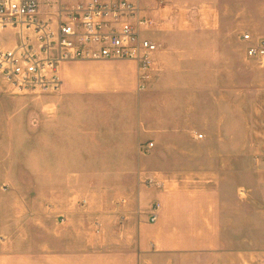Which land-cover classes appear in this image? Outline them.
<instances>
[{
	"label": "crops",
	"instance_id": "crops-1",
	"mask_svg": "<svg viewBox=\"0 0 264 264\" xmlns=\"http://www.w3.org/2000/svg\"><path fill=\"white\" fill-rule=\"evenodd\" d=\"M130 1L159 44L148 86L132 60L59 66L24 162L35 217L9 210L0 264H264V64L242 38L264 39V0Z\"/></svg>",
	"mask_w": 264,
	"mask_h": 264
},
{
	"label": "built area",
	"instance_id": "built-area-1",
	"mask_svg": "<svg viewBox=\"0 0 264 264\" xmlns=\"http://www.w3.org/2000/svg\"><path fill=\"white\" fill-rule=\"evenodd\" d=\"M148 23L130 0H0V74L16 93L43 95L60 89L64 62L132 60L145 90L159 48L142 34ZM242 38L250 43L248 57L264 64V39ZM153 147L150 142L141 150ZM159 207L153 206V222Z\"/></svg>",
	"mask_w": 264,
	"mask_h": 264
},
{
	"label": "rangeland",
	"instance_id": "rangeland-1",
	"mask_svg": "<svg viewBox=\"0 0 264 264\" xmlns=\"http://www.w3.org/2000/svg\"><path fill=\"white\" fill-rule=\"evenodd\" d=\"M53 94L16 93L0 74V225L10 220L9 210L19 219L35 217L40 188L30 178L33 173L24 167V162L27 154L35 158L37 112L42 100ZM7 182L11 186L4 191Z\"/></svg>",
	"mask_w": 264,
	"mask_h": 264
}]
</instances>
